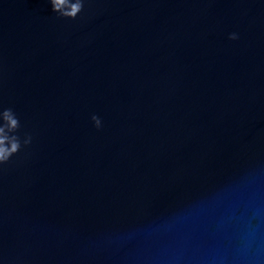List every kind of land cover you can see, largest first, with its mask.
Listing matches in <instances>:
<instances>
[{
	"label": "water",
	"instance_id": "water-1",
	"mask_svg": "<svg viewBox=\"0 0 264 264\" xmlns=\"http://www.w3.org/2000/svg\"><path fill=\"white\" fill-rule=\"evenodd\" d=\"M0 106V264H264V0H0Z\"/></svg>",
	"mask_w": 264,
	"mask_h": 264
},
{
	"label": "clouds",
	"instance_id": "clouds-1",
	"mask_svg": "<svg viewBox=\"0 0 264 264\" xmlns=\"http://www.w3.org/2000/svg\"><path fill=\"white\" fill-rule=\"evenodd\" d=\"M50 3L53 12L59 17L74 20L83 11L85 0H50ZM229 39L237 40L239 36L237 33H231ZM91 119L97 129L102 127L98 116L93 115ZM20 128L21 123L16 112L11 107L0 106V170L22 148H27L32 143L31 134L26 133L21 139V136L17 134Z\"/></svg>",
	"mask_w": 264,
	"mask_h": 264
}]
</instances>
